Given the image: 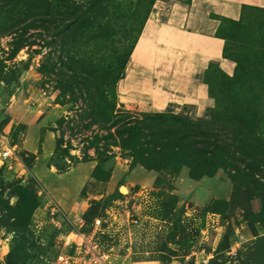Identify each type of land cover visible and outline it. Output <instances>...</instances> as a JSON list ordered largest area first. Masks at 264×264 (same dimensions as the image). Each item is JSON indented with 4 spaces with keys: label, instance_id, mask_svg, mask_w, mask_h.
I'll list each match as a JSON object with an SVG mask.
<instances>
[{
    "label": "rangeland",
    "instance_id": "1",
    "mask_svg": "<svg viewBox=\"0 0 264 264\" xmlns=\"http://www.w3.org/2000/svg\"><path fill=\"white\" fill-rule=\"evenodd\" d=\"M43 1L0 0V137L9 141L16 157L0 166V264H5L12 237L1 226V218L10 214L2 207L17 204L19 186L26 189L31 203L21 215L29 216V229L38 244L29 250L26 264H53L58 252L71 254L69 248L61 250L56 236L74 226L80 234L94 232L91 242L107 254V264H264V199L260 198L264 193L255 190L259 187L253 181L242 187L223 170L199 180L191 179L185 167L177 173L148 170L113 144L118 141L116 128L126 126L124 122L109 130L94 122L111 123L118 116L141 112L120 106L112 87L101 89L111 111L96 105V86L77 90L74 80L81 81L89 69L97 71L92 76L99 80L110 59L106 46L118 43L129 27L125 18H130L131 7H138L136 0H127L128 11L119 8L123 20L107 41L98 31L78 25L58 33V24L46 20L60 13L51 4L49 16H43L47 10ZM81 1L64 0V4ZM170 1L156 0L147 18L156 7H161L164 18ZM239 19L221 21L220 42L204 41L203 49L220 52L245 70L237 77L241 83L234 85L216 64L210 65L206 82L215 101L206 115L217 106L227 107L230 90L247 87L252 77L264 73V46L259 47L264 45V24L260 26L264 11L246 8ZM136 27L140 29L139 22ZM241 92L251 98L247 91ZM256 111L264 142V101ZM182 112L192 119L190 109ZM51 201L66 220L53 214ZM95 219L100 220L97 228ZM79 238L71 235L69 240L79 243Z\"/></svg>",
    "mask_w": 264,
    "mask_h": 264
},
{
    "label": "trees",
    "instance_id": "2",
    "mask_svg": "<svg viewBox=\"0 0 264 264\" xmlns=\"http://www.w3.org/2000/svg\"><path fill=\"white\" fill-rule=\"evenodd\" d=\"M51 1V3L48 0L41 2L47 6V10L44 14H39L45 17L49 16L52 9L50 8L51 4L54 5L60 13L59 17L46 21L48 23L56 22L59 27L58 33L78 25L79 28L98 31L101 33V40L106 41L111 40L115 35L113 27H116V23H121L123 20L119 16V8L123 11L126 8L125 3L129 2L127 0H82L77 4L71 2L70 5L68 3L65 5L64 0ZM155 1L136 0L138 7L129 9L130 18L127 16L125 18L126 21H129V27L121 32L118 43L107 44L106 50L108 49L110 59L108 62L105 61L102 72L100 70L98 81H95L92 76V73L97 71L91 69L81 76L83 78L81 81L74 80L79 91L89 86H96L97 97L95 98L98 99L95 101L98 107H105L111 111L112 105L101 89L112 87L115 90L117 83L123 78L129 56L139 39L140 31L148 19L150 11L153 10ZM176 1L188 2L189 0ZM140 2L143 3L142 6ZM129 3L131 4V2ZM246 8L253 7H244L240 19H242L243 10ZM260 10L264 11V9ZM126 11H128L127 8ZM143 14L147 16L145 17ZM142 15L144 18L140 21ZM64 16L73 18L65 21ZM41 21H44L42 16ZM138 22L141 26L140 29L136 27ZM263 24L264 22H260L261 27ZM136 30L138 31L134 38L132 35ZM263 46L259 45V47ZM69 67L72 73H76L73 65H69ZM235 71L236 74L233 77L223 74L230 82L237 85L241 83L237 77L245 70L240 67L239 62H236ZM246 86L230 90L232 96L226 102L227 107L217 106L208 115L205 114L200 118L191 116V119L183 117V113L174 114L171 111L141 112L123 118L118 116L111 123L104 122L102 119H95L94 122L106 130L119 122H124L126 126L116 128L118 141H113V144H119L123 150L129 151L131 158L138 159L148 170L159 172L161 169H167L175 173L185 167L188 169L189 177L193 180L212 177L218 170H223L228 172L230 178L242 187L247 188L248 181H253L256 187H259L255 190H261L264 193V142L258 123L259 113L256 111L258 105L264 101V73L262 76L252 77ZM86 90L88 96L92 97L94 94L92 89ZM242 90L251 94V98L246 99ZM234 94L237 98H234ZM209 95L215 101L210 94V87ZM210 109L212 108L208 110ZM98 116L104 117L102 113H98ZM15 196L17 204L14 207H8V205L2 207L3 211L9 210L10 214L1 218V226L8 234L12 235L5 264H26L29 260V250L37 249L38 244L35 241L34 233L29 229V216L26 214L25 218H22L23 215H21L25 208L31 206L29 194L26 189L19 186L16 188ZM260 198L264 199V195H261ZM16 211L19 212L15 214ZM261 214L264 216V210L261 211ZM210 264L213 262L211 261Z\"/></svg>",
    "mask_w": 264,
    "mask_h": 264
},
{
    "label": "crops",
    "instance_id": "3",
    "mask_svg": "<svg viewBox=\"0 0 264 264\" xmlns=\"http://www.w3.org/2000/svg\"><path fill=\"white\" fill-rule=\"evenodd\" d=\"M166 5L165 17L156 7L140 31L115 88L118 104L145 113L179 114L190 109L192 117L200 118L214 106L206 82L210 65L216 64L227 76L235 72V64L220 52L203 49L204 41L220 42L221 19L237 21L244 7L264 9V0H171ZM79 234L75 226L58 232L61 250H71L77 242L69 238Z\"/></svg>",
    "mask_w": 264,
    "mask_h": 264
},
{
    "label": "built area",
    "instance_id": "4",
    "mask_svg": "<svg viewBox=\"0 0 264 264\" xmlns=\"http://www.w3.org/2000/svg\"><path fill=\"white\" fill-rule=\"evenodd\" d=\"M12 160H16V157L13 154V149L9 141L1 136L0 137V166L9 165ZM9 169L11 167L9 166ZM26 177L29 176L25 170H22ZM24 183V179L22 180ZM52 202V201H51ZM50 207L53 211V214H58L59 217H62L60 210L57 205L52 202ZM94 228L100 224L99 219H95ZM94 232L92 235L79 234V243H74L71 246L70 255H59L56 258V261L53 264H107L108 256L107 254L98 248V245L94 242H91Z\"/></svg>",
    "mask_w": 264,
    "mask_h": 264
},
{
    "label": "bare ground",
    "instance_id": "5",
    "mask_svg": "<svg viewBox=\"0 0 264 264\" xmlns=\"http://www.w3.org/2000/svg\"><path fill=\"white\" fill-rule=\"evenodd\" d=\"M120 192H121L122 194H126V189H125L124 187H121Z\"/></svg>",
    "mask_w": 264,
    "mask_h": 264
},
{
    "label": "water",
    "instance_id": "6",
    "mask_svg": "<svg viewBox=\"0 0 264 264\" xmlns=\"http://www.w3.org/2000/svg\"><path fill=\"white\" fill-rule=\"evenodd\" d=\"M120 189H121V188H120ZM120 189H119V190H120Z\"/></svg>",
    "mask_w": 264,
    "mask_h": 264
}]
</instances>
